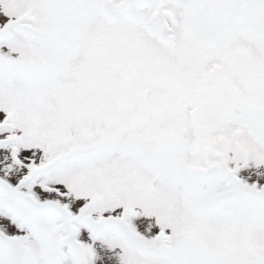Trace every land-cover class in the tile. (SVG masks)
Returning <instances> with one entry per match:
<instances>
[{"label":"snow or ice","instance_id":"obj_1","mask_svg":"<svg viewBox=\"0 0 264 264\" xmlns=\"http://www.w3.org/2000/svg\"><path fill=\"white\" fill-rule=\"evenodd\" d=\"M0 264H264V0H0Z\"/></svg>","mask_w":264,"mask_h":264}]
</instances>
